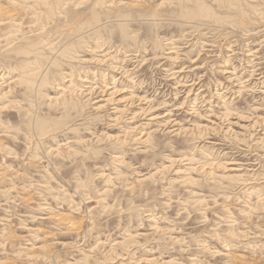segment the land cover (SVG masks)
I'll use <instances>...</instances> for the list:
<instances>
[{"label": "rangeland", "instance_id": "rangeland-1", "mask_svg": "<svg viewBox=\"0 0 264 264\" xmlns=\"http://www.w3.org/2000/svg\"><path fill=\"white\" fill-rule=\"evenodd\" d=\"M109 1L0 0V264H264V0Z\"/></svg>", "mask_w": 264, "mask_h": 264}, {"label": "bare ground", "instance_id": "bare-ground-1", "mask_svg": "<svg viewBox=\"0 0 264 264\" xmlns=\"http://www.w3.org/2000/svg\"><path fill=\"white\" fill-rule=\"evenodd\" d=\"M83 1V0H82ZM102 2V1H101ZM108 2V1H107ZM120 2H123V0H110L109 1V3L111 4V6L112 5H114V7H116V4L118 3H120ZM137 3V2H136ZM104 4H107L106 2H103V5ZM108 6H109V4H107ZM131 5V4H130ZM120 6H121V4H120ZM104 7V6H103ZM110 7V6H109ZM108 7V8H109ZM112 8V7H111ZM107 10V9H106ZM108 10H110V8L108 9ZM202 10V9H201ZM108 12H110V11H108ZM7 11L2 7V6H0V17H3V16H6L7 15ZM120 13V12H119ZM122 13V12H121ZM13 14V13H12ZM118 14V13H117ZM9 15V14H8ZM118 16V15H117ZM95 17V16H94ZM93 17V18H94ZM127 18V17H126ZM123 19H125V18H123ZM126 20V19H125ZM11 21V20H10ZM129 21V20H128ZM127 21V22H128ZM13 22V21H12ZM97 22H99V21H97ZM122 22V21H121ZM81 25V24H80ZM102 50V49H101ZM58 54V53H57ZM167 56V55H166ZM105 62V61H104ZM121 64V63H120ZM115 66V65H114ZM48 69V68H47ZM133 70V69H132ZM113 72V71H112ZM43 76V75H42ZM235 77V76H234ZM206 94V93H205ZM253 175V174H252ZM65 215V214H64Z\"/></svg>", "mask_w": 264, "mask_h": 264}]
</instances>
